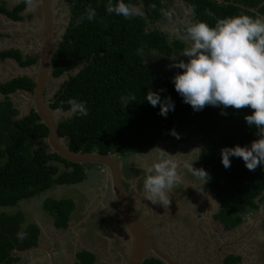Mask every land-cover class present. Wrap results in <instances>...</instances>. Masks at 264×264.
Returning a JSON list of instances; mask_svg holds the SVG:
<instances>
[{"label":"trees","instance_id":"16d2710c","mask_svg":"<svg viewBox=\"0 0 264 264\" xmlns=\"http://www.w3.org/2000/svg\"><path fill=\"white\" fill-rule=\"evenodd\" d=\"M134 1L125 0L129 4ZM138 1L144 15L126 19L107 13L109 0H64L68 21L52 53L50 73L58 77L73 67L79 69L68 74L48 106L69 110L68 101L76 99L85 103L88 115L71 113L59 120L57 134L64 137L72 151L100 154L128 153L150 146L155 140L184 141L187 131L198 134L206 148L194 161V167H202L209 173L210 179L203 186L218 203L213 219L219 221L224 230H229L242 221L243 214L260 204L264 206V165L249 171L241 158L230 157L231 167L227 169L221 162L223 147L250 145L258 138L255 127H249L244 119L251 109L229 107L223 109L227 115L221 114L222 107L206 106L195 111L174 87L172 78L182 69L171 66L158 69L144 64L142 49L170 55L183 44L179 39L169 41L165 32L151 26L161 19L163 0ZM183 1L190 6L193 21H205L210 26L220 18L264 15V4L257 6L263 0ZM25 6L23 0L11 9L0 3V13L20 20L19 12ZM89 6L96 10V17L91 21L85 19L77 26V18L84 15ZM4 58H12L21 66L35 61L30 56L21 59L17 50H0V60ZM32 86L31 78L26 76L0 82V207L13 206L18 200L32 197L54 184L80 182L85 167L90 165L66 161L47 152L45 147H33L34 140L46 135V127L38 122L37 114L31 109L17 118L18 110L8 100L9 93L17 89L30 92ZM151 90L158 92L162 99L170 96L174 111H169L166 117L160 115L159 105L153 107L145 99ZM129 95H135L136 101L124 107L121 98ZM172 130L179 133L180 139L170 134ZM56 163L63 165L60 171ZM72 208L70 199L45 198L42 202V209L54 218L56 227H65ZM21 222L19 212L7 215L0 211V264L18 260L17 256L10 255L13 249L20 251L36 245L38 228L28 224L20 230ZM21 232L26 233L23 239L18 235ZM76 258L78 261L74 264H92L93 261L87 251H80ZM238 259V256L227 255L222 264H235ZM142 264L163 263L148 257Z\"/></svg>","mask_w":264,"mask_h":264},{"label":"clouds","instance_id":"9594fccd","mask_svg":"<svg viewBox=\"0 0 264 264\" xmlns=\"http://www.w3.org/2000/svg\"><path fill=\"white\" fill-rule=\"evenodd\" d=\"M23 3L26 10L35 7V0H23ZM106 11L126 19L144 15L142 6L126 3L125 0H117L115 4L109 0ZM209 15L213 14L209 12ZM95 17L96 10L89 6L85 14L77 18L76 25ZM185 38L190 41V46L183 49L180 55L188 57L187 62L176 60L170 65L183 70L172 78L175 90L195 111L206 106L222 107L221 114L227 115L223 109L229 107L251 109L244 119L249 127H255L258 138L250 145L223 147L221 162L227 169L231 167L230 157L241 158L249 171H255L258 166L264 165V17L240 14L217 19L214 26L205 21L190 22L185 26ZM145 99L153 107L159 105V114L164 117L169 111H174L170 96L162 99L158 92L151 90ZM133 101H136L135 95L121 98L124 107ZM68 104L72 113L88 115L84 102L70 99ZM170 134L180 139L175 130ZM155 149L153 163L144 168L143 180L144 199L153 205L169 208L171 194L178 185L184 184L181 166L201 182V187L210 179L204 168L194 167L197 159L180 161L160 147ZM199 150L200 156L201 148ZM18 235L23 239L26 233Z\"/></svg>","mask_w":264,"mask_h":264},{"label":"rangeland","instance_id":"374dc122","mask_svg":"<svg viewBox=\"0 0 264 264\" xmlns=\"http://www.w3.org/2000/svg\"><path fill=\"white\" fill-rule=\"evenodd\" d=\"M166 1L168 0H163V6L161 8V12H162V9H165V5H167L166 8H168V4ZM170 2H173L175 4L174 9L176 12L181 10L182 5L180 4L179 0H176V1L173 0ZM53 8H54L53 9L54 19L56 20V23L54 24L55 30L59 31L63 27V23L68 15V11H67L64 0H54ZM169 17L170 16L167 15L164 21H156L158 23L157 24L153 23L151 24V26L152 28L155 27L160 31H163V32L165 31L166 38L169 41L173 39H179L182 42L183 47L180 49L178 48L174 49L170 55H163V54L158 53L155 50L147 51L145 49H142L141 51H142L143 63L149 67L165 69L167 67H170V65H172L173 62H176V60H184L185 62H187L188 60V57L180 55L183 49L190 46V41H188L185 38V26L188 23L195 22V21L191 19V16L189 15V11L187 9H186V15L184 14L182 18H180L178 21H175L172 26H170L171 23L168 21ZM261 17H264V15H262ZM170 58L173 59V61ZM72 73H73V70H72ZM0 79H3L1 75H0ZM64 80H65V77L63 75H60L58 77L49 78L47 85H46V89L44 91V94L46 95V97L51 98L54 92L59 88V86ZM21 101H23L21 98L14 99L15 104ZM66 117H68L67 112L58 113V120L65 119ZM185 134H186V139L176 144L175 143L168 144L170 142L166 141L160 144V146H157V144L155 143L149 149L142 151L141 153H137V155L136 154L132 155L128 153L124 154L122 152H117L116 154L120 155L119 157H121V159L123 160L122 161L123 163H126L125 160H130V161L132 160V163H130L131 165H140V167L138 168L139 171H133L134 173H138V174H141V170H143L145 166L151 165L150 162L154 158L156 147L166 149L167 151H169L170 154L175 155L180 161L195 160L199 155V151H200L199 148H201V151H202L206 148V146L200 141V137L198 134L191 133L189 131H187ZM33 147H45L47 149L44 141L41 138L34 140ZM56 164L58 166V171H60L63 168V165L61 163H56ZM86 169L88 170H84L85 178L82 181L78 183L66 184L64 186H60L59 187L60 197L59 198L54 197V199H72V197H74V198L81 200L82 192L79 193V191L81 190L82 187H84V184L86 185L88 181L89 182L93 181L95 177L97 180L96 181L97 185L91 188L92 192L96 193L98 191L96 190L97 188L102 189L103 184H106L107 182L106 173H104V169L102 168V166H99L97 164H90L88 167H86ZM129 169H130V166H129ZM99 170L100 171L102 170V172H99ZM180 172H181V175L184 174V180L185 178H187V174L193 178L191 173H189L182 166L180 168ZM133 176H136V175H133ZM195 179H196L195 181L193 180H190V182L188 181L190 185H188L187 187H185L186 186L185 183L182 185V187H180V185L176 187V189H179L178 191L180 192H177L175 195L171 194V197H170L171 204L169 208L168 209L161 208L160 210H158L159 214L157 211L158 217L155 218L156 224L151 226L150 228L151 232L154 233V235L156 236V240L161 246V248L165 250L169 255L174 256L175 259L181 262L182 264H205L204 260H205L206 255L208 256V258H211V261L214 260L213 254H211V252L210 253H207V252L210 251L211 249L213 250L215 246L218 244V243L215 244V240L213 236H211V234H207L208 233L207 231L212 232L210 228L207 229L206 231L207 233L204 230L202 231L203 228L205 229L208 227L205 225V223H203V219L198 220L199 227L196 226V222H194L193 225H187V223H185V222H188L189 219L190 220L194 219V217H191V216L195 215V211H196V208L193 204L195 203L197 207V200L195 198L196 196L200 198V195L202 197L204 193V188L203 186L201 187L200 181L197 178ZM138 180L139 178H137L136 181ZM136 181L134 183H136ZM99 182H100V186H98ZM137 185L138 183L134 184L136 188H137ZM87 186L89 187L91 185L87 184ZM138 186L140 187V185ZM135 187L130 186V188H135ZM86 190H87V187L85 188V191ZM96 194L97 196L99 194L102 196L104 192L99 193V194L96 193ZM195 194H198V195H195ZM38 197L39 195L37 194L36 198H29L28 200L27 199L18 200L17 203L13 206L0 207V211H3L7 215H11L15 212H19L22 218V222L19 225V229L21 230L26 225L33 224V222L30 221V218L28 217L29 215H26L23 211H21L20 206L23 204L34 203L33 205L37 204V206L39 207L40 202H39ZM92 198H95V197H92ZM135 198H138V200L141 201L142 199H144V195H142L141 197H135ZM192 199L194 200L193 201L194 203L192 204L193 206L191 205ZM79 203L80 201L74 204V209L70 210V213H73L74 216H77L79 212V208H80ZM206 203L209 204L210 200L207 201ZM76 205H77V208H75ZM260 206L263 208V212H264V206L262 204H260ZM37 211L40 212L39 208H37ZM176 212H178V215L182 214L183 216L175 215ZM44 214H48V213L44 212ZM187 216L189 219H187ZM72 222L74 224L73 233H77V236L80 237V240L77 239L78 243L81 241L83 245L89 247L90 246V245L88 246V241H89V243L94 244L97 250L100 251L99 252L101 255L100 264H106V261L109 260L110 258L113 259V262L111 264L119 263L120 255H123L122 250H125L124 249L125 247L124 238L125 237L124 238L122 237L123 239V242H122L123 247H122L121 244H118L116 241H113L114 238L112 239V236L110 237V235L106 231L105 232L102 231L104 234H99V236L94 233L91 236H88V235L85 236L83 234H79V229L81 228V225L79 224L78 221H75L74 219L72 220ZM48 224L49 226L55 228V225H53V222H49ZM213 225L215 226L214 230L217 231L220 234V236H222V238L232 235L233 230H224L223 228H221V224H219L218 221H215ZM156 226H158L159 228L158 231L155 229ZM209 226H211V224ZM258 228L260 229V227ZM258 228L257 227L253 228V231H255V234L259 232ZM62 232H63L62 230L58 231L59 234H62ZM53 235L55 236V234ZM244 236L250 242L252 241L251 243L256 246L254 247L253 245L241 244V246L245 249L244 258H245V261H247L244 264H264V242H262L264 239L260 240L262 245L260 247L261 250L259 251L260 252V256H259L256 254L257 244H255L254 242L255 238L246 236V233ZM68 238L72 239L70 236H68ZM208 238H210V241H208ZM246 238H245V242L248 241ZM258 238L260 239L261 237H258ZM58 241L62 245V248H63L62 250L63 255H64L63 263L65 264L70 263L71 262L70 260L72 259L71 258L72 252H73L71 249V246H69L68 243L67 245H65L66 241L64 242V240L62 243L60 240ZM54 248L55 247L53 246L52 250Z\"/></svg>","mask_w":264,"mask_h":264},{"label":"water","instance_id":"95a60500","mask_svg":"<svg viewBox=\"0 0 264 264\" xmlns=\"http://www.w3.org/2000/svg\"><path fill=\"white\" fill-rule=\"evenodd\" d=\"M216 1L222 2L223 0ZM261 4H264V0L261 1L257 6H260ZM35 6L39 7L40 10V17L36 20V25L38 26V37H35L36 46L34 47V50L37 52V57L34 63L30 64L29 66H25V68L23 67L27 70V73L24 75H27L29 78H31L33 86L30 92L17 89L8 94V100L11 101L12 104H14V99L17 96H21L25 100H23V103L20 107L24 110V112L21 114L18 112L16 117L18 118L26 115L30 109L37 114L38 122L42 123L47 129L46 135L41 138L47 147V152L55 153L64 160L72 163L97 164L102 166L106 173V183H108L110 193L113 197L114 205L112 206V209L117 214V218L123 224L127 234V240H125V258L120 260L118 264H142L143 260L148 257L158 259L163 264H182L176 260L174 256L169 255L158 245V242L152 233L148 231V226L150 224L139 220L131 211L125 192L122 188L123 176L121 173V165L120 161L115 155V152L100 154L96 151H72L68 148L64 137L58 136V113L67 112L69 117L72 112L70 109L61 110L60 108H49L48 105L52 102V99L46 97L44 91L46 89L48 79L53 77L50 73V60L52 53L61 39L64 27L68 21V15L63 23V27L59 31H56L54 26L56 20L54 19L53 12L54 0H35ZM190 9L191 8L188 5V10L190 11ZM24 10H26V6L23 11ZM249 10L253 11L254 8H249ZM0 15L4 16L15 24H18L21 20H12L2 13H0ZM78 69L79 67H73V73L72 70H68L64 71L62 75L65 77V79H67L68 74H74L78 71ZM13 77H17V75H14L10 78ZM8 79L0 81L4 82ZM0 100H2L1 94ZM258 209L260 210L262 207L259 205ZM262 216H264V213ZM39 248L40 247L37 241L35 246H31L20 251L13 249V253L10 255L22 256L25 254H32V252H38V250H40ZM43 250H47L49 253L48 263L53 264V256L50 249L44 248ZM216 254L217 260L212 264H221V257L218 256V251Z\"/></svg>","mask_w":264,"mask_h":264},{"label":"crops","instance_id":"0c3cea01","mask_svg":"<svg viewBox=\"0 0 264 264\" xmlns=\"http://www.w3.org/2000/svg\"><path fill=\"white\" fill-rule=\"evenodd\" d=\"M18 1L19 0H0V3L4 4V6L7 9H11ZM170 1H173V0L166 1L168 4V8H166L167 5H165V9H162L163 13H162L161 19L159 21H164L166 16L169 15L170 17H169L168 21L171 23L170 26H172L175 21H178L180 18H182L184 16V14L186 15V9L188 10V5L183 0H179L183 9L181 7V10L176 12L174 9L175 4L173 2H170ZM133 3L140 6L138 0H135ZM185 7H186V9H185ZM20 15L22 16V18H21L22 21L20 20V22L18 24L13 23V22L9 21L7 18H5L4 16L0 15V50H17V49H19L20 50L19 53H21L22 55L26 54V55L32 57L34 60H36L37 52H36V50H34V47L36 46L35 37H38V26L36 25V20H37V18L39 19V17H40L39 8H37V6H35L32 10L21 11ZM189 15H190V11H189ZM157 23L158 22H155V24H157ZM25 73H27V70L24 69L23 67H20L14 59L5 58V59L0 60V75L3 77V79H0V80L8 79L14 75H17V76L23 75ZM18 98H21L22 100H24V98H22L21 96H17L15 99H18ZM22 103H23V101L17 102L16 104L15 103L13 104V106L17 110L19 109L18 112L20 114L24 112V110L20 108ZM84 170H88V169L85 168ZM182 176L184 177V174H182ZM84 178H85V172H84ZM136 180H137L136 178H133L130 176L128 179L129 185L135 187L134 184L138 183V181H136ZM190 180L195 181L196 179L194 177L193 178L190 177L187 174V178H185V180H184L185 185H190V183H188V181L190 182ZM96 181L97 180L95 177V179L93 181H90V182L88 181L86 183V185L84 184V187L85 188L88 187L87 184L91 185V186H89L90 188L95 187V185H97ZM135 181H136V183H134ZM64 185H66V184H54V185L50 186L49 188H47L46 190L38 193V195H39L38 198H39V202H40L39 207L37 206V204L33 205L34 203L23 204L20 206L21 211H23L26 215H29L28 217L30 218V221H32L33 224L38 228V241H39L38 244H39L40 250L38 252H32V254L19 256L17 261L12 262L10 264H46V261H48L49 253L47 252V250H43L44 248H42L43 246L46 248H49L46 245V240L49 241L51 239V242H53L54 240H56L54 237H52V236H54L53 234H55V236H57L56 237L57 241L60 240L61 243L63 242L62 238L64 237V234L58 233V231L61 229L49 226L48 223L53 222V218L49 214H44V212H46V211L42 209V203L41 202L45 198H52V199L54 197L59 198L60 197L59 196V187L64 186ZM98 185L100 186V182ZM180 185H183V184H180ZM84 187H82L81 189L85 190ZM180 187H182V186H180ZM90 188H87V190L89 191ZM178 190L179 189L174 190L173 195H175L177 192H180ZM36 195L29 197V198H36ZM195 195H198V194H195ZM29 198H25V199L28 200ZM195 199L197 200V207H196L195 203L193 202L194 201L193 199L191 202V205L194 203L193 205L196 208L195 215L191 216V217H194V219H191L192 220L191 222H197L199 219H206L207 215H208L207 208H208L209 204H211V206L213 208L218 207V203H217L216 199L205 188H204L203 196L201 197V195H200V198L198 196H196ZM209 200H210V203L207 204L206 202ZM72 201L74 202V204H76L77 202H79V199L72 197ZM80 202H82V205H81V203H79V207H80L79 210L82 209L83 205L84 206L87 205L85 203L86 200L82 199ZM99 202L102 203V200H100ZM37 208H39L40 212L37 211ZM75 208H77V207H75ZM158 213H159V211H158ZM198 214H200V218L197 217ZM179 215L181 216L182 214H179ZM262 215H263V208L260 210L257 208V209L249 211L248 214L244 216V220L240 223V225L238 227H236L235 229H233L232 235L224 237L222 239V242L220 245L223 246V245L228 244V243H224L226 241H231L232 243L235 242L238 245L244 244L245 242L241 243V240H245L244 235H245V233H249V232L252 233L250 237L254 238L255 237V231H253V228L259 227L257 225L260 223ZM53 225H54V223H53ZM221 228H222V226H221ZM250 228H252V229H250ZM155 229L158 231V229H159L158 226H156ZM258 231L259 232L256 233L257 237H261L260 239L263 240L264 239L263 229L258 228ZM101 234H104V233L101 231ZM152 235L156 239V236L154 235V233H152ZM51 248H50V251H51V254L53 256V264H62L63 262H60L59 259L57 260V263L55 262L54 252H52ZM43 252L46 254V257H44ZM206 259H208L209 263L213 262V261H211V258H208L207 255L205 256V260ZM242 259H243V257H242ZM245 262H247V261H245Z\"/></svg>","mask_w":264,"mask_h":264},{"label":"flooded vegetation","instance_id":"af4514ba","mask_svg":"<svg viewBox=\"0 0 264 264\" xmlns=\"http://www.w3.org/2000/svg\"><path fill=\"white\" fill-rule=\"evenodd\" d=\"M37 8H39V7H37ZM21 11H23V10H21ZM20 12H19V14H20ZM17 51L20 52L19 50H17ZM24 56H28V55H26V54L22 55L21 54V59H24ZM29 65H26V66H29ZM19 66L25 68V66H21V65H19ZM18 76H26V77H28L27 75H24V74L23 75H18ZM166 141L170 142L168 144H173V143L176 144V143L179 142V141H174L172 139L155 140L150 146H147V147L142 148V149H135V150H133L131 152H128V154H132V155L136 154L137 155V153H141L142 151H145V150L149 149L155 143L157 144V146H160V144H162L163 142H166ZM164 150L167 151L166 149H164ZM167 152H169V151H167ZM124 154H127V153H124ZM115 155L118 158V160L120 161L121 173H122V176H123L122 188H123V190L125 192V195H126V198H127V201H128V205H129L131 211L133 212V214L139 220H141L143 222H147V223L150 224L148 226V231L150 233H152L150 228H151V226L156 224V219L155 218L158 217L157 211L160 210L161 208L163 209V207L160 206V205H153L150 201H148L146 199L145 200L142 199L141 201H139L138 198H135V197H141L142 195H144V189H143V180L145 178L144 169L141 170V174L134 173L133 171H139L138 168L140 167V165H131L130 163H132V160L131 161L130 160H125L126 163H123L122 162L123 160L121 159V157H119L120 155H117L116 153H115ZM150 163L152 164L153 160ZM129 166H130V169H129ZM126 170H128V171H126ZM99 172H102V170L101 171L99 170ZM104 173H105V171H104ZM133 175H136V176H133ZM130 176L131 177L133 176V178H136V177L139 178L138 185H140V187L137 185V188L136 187L135 188H130L128 180H126ZM71 184H73V183H71ZM180 186H182V185H180ZM87 188H90V187H87ZM203 188H204V186H203ZM96 190H98L97 192L95 191L96 193L99 194V193H103L104 192V194H102V196L100 194L97 196L96 193L92 192L91 188H90L89 191L88 190L85 191L84 189H81L79 191V193L82 192V199L86 200L85 203L87 205L86 206L83 205L82 209L79 210L80 213L78 212L77 216H74L73 213L69 212L68 220L66 221V225H65L64 228H62V227L59 228V227L55 226V228L61 229L63 231L62 232L64 234L63 240H64V242L66 241L65 245H67V243H68V245L71 246V249L73 251L72 252V256H71L72 259L70 260L71 262L67 263V264H74L75 262H77L78 259L76 258V254H78L80 251H85V252L87 251L88 253H90L93 256L92 264H100V261H101V259H100L101 255L99 253L100 251L97 250V248L95 247L94 244H91L88 241V246L89 245L90 246L87 247V246L83 245L81 241L78 243L77 239L80 240V237L77 236V233H73V225H74L73 222H72L73 219L75 221H78L79 224L81 225V228L79 227L80 228L79 229V234H83L85 236H87V235L91 236L94 233V234H97L99 236V233L101 234V231H103V232L106 231L110 235V237L112 236V239L114 238L113 241H116L118 244L122 245V242H123L122 237L123 238L125 237L124 239L127 240V234H126L125 228H124L123 224L121 223V221L118 220L117 214L112 209V206L114 205V202H113V197H112V195L110 193V189H109L108 183L103 184L102 189L97 188ZM92 197H95V198H92ZM70 200L72 201V199H70ZM81 200L79 199V201H81ZM100 200H102V203L99 202ZM80 203L82 205V202H80ZM258 206H257V208H258ZM72 209H74V202H73V208ZM217 209H218V207L217 208H213L211 206V204H209L207 218L203 219V223H205V225L208 226V227L205 228V229L201 228L202 231L204 230L205 232L207 231L208 228H210L212 230V232L207 231L208 233L207 232L206 233L207 234H211V236H213V238L215 240V244L218 243L213 250L211 249L212 251L210 250V251L207 252V253L211 252V254H213V257H214V260H212L213 262L209 263L208 259H206L205 260V264H208V263L212 264V263L216 262V260H217L216 252L217 251H218V256L221 257V260H220L221 264H222L223 260L225 259V257L227 255L238 256L239 259H238V261L235 264H244V263H246L244 255H243V254H245V249L241 245H238L235 242L232 243L231 241L224 242V243H228L226 245H223V246L220 245L223 238H222V236H220V234L217 231L214 230L215 226L213 225V223H215V221H217V220L213 219V215L215 214ZM175 215H178V212H176ZM181 216H183V215H181ZM244 216H242V221L244 220ZM197 217L200 218V214H198ZM263 218H264V216H262V218L260 220V223L257 225V226H259L262 229H263ZM187 219H189L188 216H187ZM191 221L192 220L189 219V221L185 222V223H187V225H193L194 222H191ZM242 221H240V223ZM208 222H209V224H208ZM240 223H238L236 226H234L233 228H231L229 230L235 229L236 227H238L240 225ZM198 224H199V221L196 222V226L199 227ZM210 224H211V226H209ZM251 234H252L251 232L246 233V236L250 237ZM68 236H70L72 239H69ZM54 238L56 240H54L53 242H51V239L49 241L46 240V245L49 247V249L51 247L53 248V246L55 247L52 251L54 252L55 262L56 263H57L58 259H59V261L64 262V257H63L64 255H63V252H62V250H63L62 245L59 243V241H57V238L55 236H54ZM254 238H255V241H254L255 244H257V250H256L257 252H256V254L260 256V252L259 251L261 250L260 247L262 245V243L260 241L261 239H259L256 234H255ZM37 241H38V236H37ZM208 241H210V238H208ZM242 242H245V240H241V243ZM251 242L248 240V241H246L244 243V245L245 244L246 245H253L254 247H256ZM262 242H264V240ZM158 245H159V243H158ZM92 247H94V248H92ZM122 247H123V245H122ZM42 248H46V247L43 246ZM125 248H126V246L124 247V249ZM122 251H123V255H120V260L125 258V250H122ZM44 257H46L45 253H44ZM242 257H243V259H242ZM112 262H113V259L110 258L109 260L106 261V264H111ZM46 264H49L48 261H46Z\"/></svg>","mask_w":264,"mask_h":264}]
</instances>
